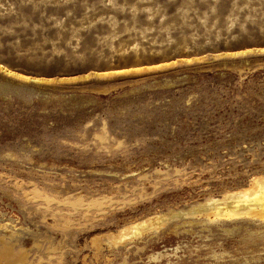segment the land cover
<instances>
[{"label":"rangeland","instance_id":"374dc122","mask_svg":"<svg viewBox=\"0 0 264 264\" xmlns=\"http://www.w3.org/2000/svg\"><path fill=\"white\" fill-rule=\"evenodd\" d=\"M0 264H264V0H0Z\"/></svg>","mask_w":264,"mask_h":264}]
</instances>
